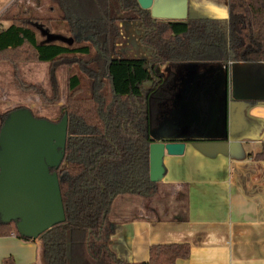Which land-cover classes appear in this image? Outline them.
Returning a JSON list of instances; mask_svg holds the SVG:
<instances>
[{
  "label": "trees",
  "instance_id": "16d2710c",
  "mask_svg": "<svg viewBox=\"0 0 264 264\" xmlns=\"http://www.w3.org/2000/svg\"><path fill=\"white\" fill-rule=\"evenodd\" d=\"M50 1L59 16L25 12L28 17L0 27V61L48 63L51 102L60 96L57 69L67 70L65 101L53 121L67 115L65 151L52 170L58 175L65 220L36 239L22 235L16 220H0V237L37 240L42 264H175L187 258V243L152 244L148 259L137 263L117 257L108 245L113 231L109 209L118 195L151 197L157 192L158 182L150 179L149 146L167 86L161 67L264 61V0H228L226 17L183 20L155 18L137 0ZM130 19L142 29L140 42L151 51L147 58L116 55L117 22ZM44 30L65 39L47 40ZM18 108L27 107L0 113V128ZM248 155L264 160V141ZM1 264L15 262L8 256Z\"/></svg>",
  "mask_w": 264,
  "mask_h": 264
},
{
  "label": "crops",
  "instance_id": "0c3cea01",
  "mask_svg": "<svg viewBox=\"0 0 264 264\" xmlns=\"http://www.w3.org/2000/svg\"><path fill=\"white\" fill-rule=\"evenodd\" d=\"M149 12L164 20L223 18L228 0H153ZM172 65L161 70L167 86L151 131L153 140L183 141L184 150L164 154L153 196L115 197L109 248L137 263L152 244L187 243L188 257L175 264H264V160L248 155L264 141V61L223 63L229 80L217 89L191 87L192 64ZM8 256L41 264L39 242L2 236L0 264Z\"/></svg>",
  "mask_w": 264,
  "mask_h": 264
},
{
  "label": "water",
  "instance_id": "95a60500",
  "mask_svg": "<svg viewBox=\"0 0 264 264\" xmlns=\"http://www.w3.org/2000/svg\"><path fill=\"white\" fill-rule=\"evenodd\" d=\"M150 9L153 0H137ZM47 40L65 38L50 34ZM71 42V40H70ZM67 115L58 122L35 117L27 108L12 110L0 128V220H16L17 230L36 239L65 213L56 171L64 157ZM153 139V138H152ZM183 141L152 140L149 146L150 179L163 175L164 154L180 155Z\"/></svg>",
  "mask_w": 264,
  "mask_h": 264
},
{
  "label": "rangeland",
  "instance_id": "374dc122",
  "mask_svg": "<svg viewBox=\"0 0 264 264\" xmlns=\"http://www.w3.org/2000/svg\"><path fill=\"white\" fill-rule=\"evenodd\" d=\"M50 0H0V27L10 23V19L16 17L30 16L47 17L49 15H60V10L55 3L54 9H51ZM119 36L115 44V51L118 57L123 58H147L151 51L148 47L140 42L142 29L137 20H120L117 22ZM192 67L188 68L191 87H211L217 89L224 87L228 81V73L222 69L219 64L213 63L212 67L204 63H189ZM176 65L166 63L161 67L163 73L174 69ZM209 66V67H208ZM48 63L35 61H20L15 65L0 61V113L18 106L29 108L33 114L39 117L48 118L50 121L58 120L59 106L64 103L66 96V75L65 67L57 69V78L60 89V96L57 102L49 101L50 86L48 80ZM187 69V68H186ZM205 69L209 73L205 76L199 75V71ZM215 78L207 79V77ZM20 82L26 85L34 86L33 88H23ZM207 86H204V83ZM146 83L145 86H148ZM193 85V86H192ZM193 109V108H191ZM200 107L196 105V111ZM192 113V112H191ZM197 115V114H196ZM151 131V135H152ZM41 260V258H40ZM42 264V262H41Z\"/></svg>",
  "mask_w": 264,
  "mask_h": 264
},
{
  "label": "built area",
  "instance_id": "2783aa9c",
  "mask_svg": "<svg viewBox=\"0 0 264 264\" xmlns=\"http://www.w3.org/2000/svg\"><path fill=\"white\" fill-rule=\"evenodd\" d=\"M226 65L228 64V63H230L229 61H226V62H224Z\"/></svg>",
  "mask_w": 264,
  "mask_h": 264
},
{
  "label": "flooded vegetation",
  "instance_id": "af4514ba",
  "mask_svg": "<svg viewBox=\"0 0 264 264\" xmlns=\"http://www.w3.org/2000/svg\"><path fill=\"white\" fill-rule=\"evenodd\" d=\"M52 171V170H51Z\"/></svg>",
  "mask_w": 264,
  "mask_h": 264
}]
</instances>
